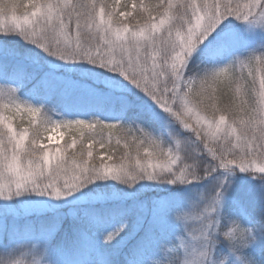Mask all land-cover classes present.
<instances>
[{
    "label": "snow or ice",
    "instance_id": "6c2138e0",
    "mask_svg": "<svg viewBox=\"0 0 264 264\" xmlns=\"http://www.w3.org/2000/svg\"><path fill=\"white\" fill-rule=\"evenodd\" d=\"M0 264H264V0H0Z\"/></svg>",
    "mask_w": 264,
    "mask_h": 264
},
{
    "label": "trees",
    "instance_id": "16d2710c",
    "mask_svg": "<svg viewBox=\"0 0 264 264\" xmlns=\"http://www.w3.org/2000/svg\"><path fill=\"white\" fill-rule=\"evenodd\" d=\"M65 138H67V134L65 135ZM119 151H123V149H122V148H120V149H119Z\"/></svg>",
    "mask_w": 264,
    "mask_h": 264
},
{
    "label": "rangeland",
    "instance_id": "374dc122",
    "mask_svg": "<svg viewBox=\"0 0 264 264\" xmlns=\"http://www.w3.org/2000/svg\"><path fill=\"white\" fill-rule=\"evenodd\" d=\"M66 134H67V133H66ZM66 134H65V135H66Z\"/></svg>",
    "mask_w": 264,
    "mask_h": 264
}]
</instances>
